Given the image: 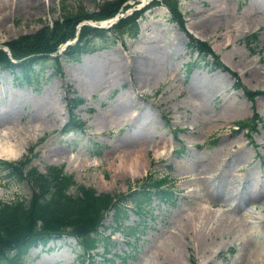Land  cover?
<instances>
[{
  "label": "rangeland",
  "instance_id": "1",
  "mask_svg": "<svg viewBox=\"0 0 264 264\" xmlns=\"http://www.w3.org/2000/svg\"><path fill=\"white\" fill-rule=\"evenodd\" d=\"M6 1L0 10V48L5 50L8 39L79 9L95 10L103 0ZM145 1L123 0L128 6L109 17L79 19L69 43L81 25L106 28L104 37H91L74 59L65 58L58 44L41 63L47 79L38 89L18 85L11 71L0 67V128L14 132L13 142L28 138L18 156L0 158L17 162L29 156L24 171L33 166L44 173L59 166L97 192L136 188L149 172L165 177L172 195L150 196L145 216L125 206L123 224L130 233L113 228L108 211L97 225L111 233L113 243L106 250L98 244L85 251L63 233L30 248L17 264H90L89 256L98 264H264V255L256 257L254 250L264 245V220L252 234L243 219L247 208L264 215V194L244 198V190L250 195L264 190V0H178L186 32L206 40L228 70L210 61L190 63L195 54L186 46L185 32L169 20L163 4L143 9L133 35L109 30ZM208 15L222 18L205 27ZM145 54L155 55V65L145 67L143 78L130 59ZM96 66L99 76L89 72ZM246 89L254 91L252 98ZM198 92L205 94L202 99ZM75 96L82 100L71 105L68 99ZM67 112L82 125L63 129ZM140 147L147 159L144 172L112 169L119 154ZM201 168L206 171L197 174ZM202 175L196 182L201 202L192 187ZM5 177L1 168L0 200L31 194L27 179L16 183ZM202 206L214 213L208 222L212 229L197 236L195 214ZM220 221L227 228L223 232ZM135 223L141 227L130 226ZM172 235L178 244L173 245Z\"/></svg>",
  "mask_w": 264,
  "mask_h": 264
},
{
  "label": "trees",
  "instance_id": "2",
  "mask_svg": "<svg viewBox=\"0 0 264 264\" xmlns=\"http://www.w3.org/2000/svg\"><path fill=\"white\" fill-rule=\"evenodd\" d=\"M122 2L123 0H103L97 4L95 10L79 9L59 20L43 23L36 32L8 39L4 42L6 50L0 48V67L8 68L18 85L25 84L32 89H38L47 79L42 61L51 58L49 52L54 51L60 42L73 36L76 22L85 17L93 20L109 17L118 9L128 6ZM157 4H163L169 12V20L185 32L186 46L195 54L190 60L191 64L196 61H210L213 66L228 70L206 40L197 39L186 32L178 0H149L142 8L118 18L116 23L110 25L109 30L120 36L124 33L135 34L137 18L143 9ZM106 31L107 29L102 27L81 25L74 35V40L66 43L61 52L65 58L74 59L80 51L86 50L91 37H104ZM55 56L57 58V54ZM236 81L235 78L233 84L238 86L239 82ZM244 91L249 99L253 97L254 91ZM79 100V97L70 99L72 105ZM238 122L247 124V120ZM80 124V121L70 114L69 122L63 129L69 130L73 125ZM248 124L249 128H252V125ZM28 160L27 156L17 162L0 159V169L5 171L7 181L20 183L27 179L32 185L31 194L27 198L15 195L7 200H0V264H17L29 248L44 245L48 240L63 233L72 235L75 242L85 251L98 244L106 250V246L113 243V240L103 234V230H98L97 225L108 211L113 228L130 233L133 230L127 229L128 225L123 224L127 203H131L130 209L135 213L145 216L143 208L148 205L150 196L169 199L172 195L164 183L165 177L153 178L147 175L136 188L130 187L118 193L97 192L89 185L76 183L71 174L65 173L60 167H49L44 173L38 172L33 166L24 171ZM69 186L75 187L73 192L67 191ZM130 226L141 227L138 223ZM89 260L91 264H98V260L96 262L91 256Z\"/></svg>",
  "mask_w": 264,
  "mask_h": 264
},
{
  "label": "bare ground",
  "instance_id": "3",
  "mask_svg": "<svg viewBox=\"0 0 264 264\" xmlns=\"http://www.w3.org/2000/svg\"><path fill=\"white\" fill-rule=\"evenodd\" d=\"M7 2L8 1H6V0H0V10L5 6V3H6V6H7ZM43 2H44V0H43ZM220 18H222V15L221 16L220 15H218V16H216V15H208V16H206L204 18L203 25L205 27L210 26L214 22L218 21ZM107 22H108V19L105 20V23H107ZM130 61L132 62L131 64H132L135 72H137L138 74L142 75L143 78H144V76L146 75V74L144 75L146 69L149 68V67H152L153 68V65H155V55L154 54H151V55L148 56L147 54H145V55H140V57L137 56V55H135V57L131 58ZM145 67H147V68L145 69ZM97 70L98 69H97V66H96V67L90 68V71L89 72H91V73L99 76ZM147 74H149V73H147ZM96 80H97V82H100V83L102 81V80H100L99 77H97ZM198 93L201 95V97H199L200 99H202L203 96L205 95L204 93H200V92H198ZM52 101L53 102H56V100H52ZM12 138H14V132L13 131H10L9 127L4 128V126H3L2 128H0V156H3V157H13L14 158V157L18 156L23 151L24 146L27 143L28 138L24 137L21 143H20L19 140H18V142H13L12 141ZM221 153H222V151H221ZM123 154H124V152H123ZM145 156H144V148L143 147H140V148H137L135 150L128 151V155H126V154L125 155L119 154L118 155V159L117 160H112L110 164H111L112 169L115 172H119V173H122V174H130V175H133L134 174L135 175L136 173H139V172L141 173V172H144L145 171V167H146L145 163L147 164V159L145 158ZM205 171H206V168H205V170H204V168H201V169L197 170L196 172H198L197 174H200V172H205ZM207 175H206V177H210V175H208V176ZM203 176H205V175H202L201 177L195 179L194 186H196V187H192V189L195 191L196 195L198 197H200L199 199L202 198L201 197V195H202L201 190L202 189H200V187L198 186V184L196 182L199 179H201ZM191 177H193V176H191ZM253 187L254 186H252V188ZM236 188H238V187L236 186ZM244 193H245L244 194V198L245 199H249V198L255 197V196L260 195V194L263 195L264 194V190L261 188L260 190H258V192H254L251 195L246 190H244ZM231 195H233V194H231ZM229 196L230 195H228V197ZM229 199H233V198H229ZM202 200L203 199H201V202H202ZM228 202H231V200H229ZM228 202H227V204H228ZM204 207H206V206H202L201 207V210H199L195 214V216H197V218H198L197 221L199 222V223L196 224L198 226L197 227L196 226L194 227L195 235H197V236L200 235V234H208V233H210V230L212 229V226H209L208 222H209V220H212L214 213L212 214L211 211H207V209L204 208ZM246 212L247 213L243 217V219L246 222L247 226L250 228V232L253 234L254 227L255 226H258L261 223V221L264 220V215H262V213L259 210H256V211L253 210V208H247L246 209ZM215 215H216V213H215ZM215 220L218 223V219L216 218ZM220 222H221L220 230H221V232H223V230H226L227 228L222 227V221H220ZM250 224H251V227H250ZM171 239H172V241L174 243L173 245H175L176 242H177V244L179 243L177 236L172 235ZM254 246H255L254 250H257L256 251L257 252V255L255 254V252H253L256 255V257L259 256V255H264V245L258 244V245H254Z\"/></svg>",
  "mask_w": 264,
  "mask_h": 264
},
{
  "label": "water",
  "instance_id": "4",
  "mask_svg": "<svg viewBox=\"0 0 264 264\" xmlns=\"http://www.w3.org/2000/svg\"><path fill=\"white\" fill-rule=\"evenodd\" d=\"M114 19H116V16L115 17H113V18H111V19H109L110 21H113Z\"/></svg>",
  "mask_w": 264,
  "mask_h": 264
}]
</instances>
